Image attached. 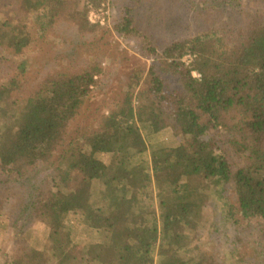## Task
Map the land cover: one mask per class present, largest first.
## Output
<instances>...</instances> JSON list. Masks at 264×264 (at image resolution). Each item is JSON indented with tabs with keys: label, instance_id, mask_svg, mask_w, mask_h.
Segmentation results:
<instances>
[{
	"label": "trees",
	"instance_id": "trees-1",
	"mask_svg": "<svg viewBox=\"0 0 264 264\" xmlns=\"http://www.w3.org/2000/svg\"><path fill=\"white\" fill-rule=\"evenodd\" d=\"M10 1L0 16V52H8L0 67L17 73L0 79V170L27 185L14 194V223H43L55 264H264L263 18L244 14L240 29L234 18L235 31L225 34L213 20L225 24L232 1L183 0L208 26L192 33L189 26L158 51L126 9L114 31L147 40L155 61L131 66L118 86L103 89L88 124L91 94L111 73L98 56L114 46L109 31L89 22L84 0ZM139 1L162 11L159 0ZM179 20L167 24L173 34ZM58 30L65 47L54 56L44 49L30 73L27 48L53 44L49 34ZM127 59L118 57V66ZM165 129L181 141L147 144ZM228 189L220 222L208 220L207 203ZM230 221L237 233L251 231V250L236 236L222 253L203 250L211 242L202 238L206 223L218 231ZM45 253L0 264H42Z\"/></svg>",
	"mask_w": 264,
	"mask_h": 264
},
{
	"label": "rangeland",
	"instance_id": "rangeland-1",
	"mask_svg": "<svg viewBox=\"0 0 264 264\" xmlns=\"http://www.w3.org/2000/svg\"><path fill=\"white\" fill-rule=\"evenodd\" d=\"M230 1H232L231 6H228L229 9H227L222 16L225 20V24H223V20L220 17L217 21L213 20L217 27L223 28L224 33L226 32L225 34H228L229 31H235L236 28L230 27V24L234 25V23L231 22L234 21V18H239L238 22H242V26L237 29L245 27L244 25L247 18H245L244 14L251 12L254 14L258 13L264 20V3L255 0ZM84 2L87 6V18L89 22L99 24L101 27L108 30L110 33V40L114 45L108 49L105 55L102 53H99L98 55L99 58L105 57V59L101 60L103 61V64L107 66L106 71H110L111 73L102 77L100 84L103 82L104 86L102 88L98 87L97 90L95 89V92H92V98L87 106L88 109L87 107H84L85 114L83 116V123L88 122V124L92 121H89V118L97 114L95 110L97 104L100 103L102 93H104L103 89H106L108 86L110 89H106V92H109L112 88L118 86L120 78L129 72L131 66L137 63L151 64L155 61L154 57L146 55L144 51L147 40L139 35L131 37L120 36L114 31L113 24L116 21H119V19L126 13V9H129L130 12L128 14L137 20L136 24L138 25V30L150 36L149 39L158 42L157 44L160 46L158 51H161L168 41L177 39L180 35H183L190 30L192 33L194 30L208 26L207 22H198V20H194L192 9L195 7L191 5H182L183 0L180 1V5L178 3H173L172 0H159L162 9L160 13L157 10H154L153 5L152 7L154 11L149 10L150 2L147 3V6H144L139 0H99L98 3L84 0ZM0 3V16L1 18H5L10 10H12L13 4L10 0H2ZM185 3L188 4V1H185ZM237 12L238 14H236ZM160 15L163 18H161ZM174 18L175 20H177V18L181 20L182 28H178L173 34L168 29L167 24H169ZM177 25L180 26V23ZM59 34H62L60 30L50 32L49 35L51 37L49 40L53 41V44H42V48H35L36 45L34 46L32 43L31 46L27 48L24 56L28 57L30 60L31 67L28 68L30 73L39 70L37 62L44 49H48L47 54L54 56L53 52L55 50L65 47L57 42V36ZM4 53L8 56L7 51ZM4 53L0 52V57H3ZM187 55L188 54H185L181 59L186 65L191 61L186 58ZM123 56L128 59L118 66V63L121 62V60L117 62V59L118 57ZM14 59H16V57ZM0 63H2V60H0ZM56 63L58 64L59 61ZM14 68L15 65H12L11 68L9 67V72L7 73V64L3 62V66L0 67V79H2V77L9 78V76L16 74L17 71L15 72L16 69ZM32 77L33 76L30 78ZM145 140L150 146L156 144L173 146L181 141L180 136L174 135L170 129H165L159 132L158 135H154ZM142 157L146 160L149 157V152L144 153ZM15 179L16 176L14 174L0 170V262H9L10 260L18 259L20 255L23 256L30 254L32 250H38L46 252L42 264H55L48 253L49 243L46 238L47 228L43 223L39 220H35L30 223L27 222L25 225L20 221H17L18 225H22L23 227L19 234L16 233L17 223H14V219L18 208L17 205L20 203V200L14 194L19 193V191L22 193L27 191V185L21 187L18 181H14ZM222 197L218 198V196L213 194V200L207 203L205 207V215L208 220H214L217 223L220 222V214H224L228 207L227 205L232 202L231 191L228 189V192L225 193V197L223 199ZM156 204L155 201L153 205L156 206ZM231 224L230 221L228 224L226 223L225 226L220 225L219 227L217 225L219 230L216 231L215 228L211 227L207 222L202 232V238H204L203 240L206 242H211L206 245L203 250H216L222 253L221 251L224 252L230 245L229 242L233 239V236L234 238L235 236L236 238H242L239 245L246 247L247 250H251L250 247L254 244V236L251 231L249 232L245 228L241 230V227H236L237 230H240L237 233V231L234 230L235 227Z\"/></svg>",
	"mask_w": 264,
	"mask_h": 264
},
{
	"label": "built area",
	"instance_id": "built-area-1",
	"mask_svg": "<svg viewBox=\"0 0 264 264\" xmlns=\"http://www.w3.org/2000/svg\"><path fill=\"white\" fill-rule=\"evenodd\" d=\"M186 58H188L189 61L191 60V56L190 55H187Z\"/></svg>",
	"mask_w": 264,
	"mask_h": 264
}]
</instances>
